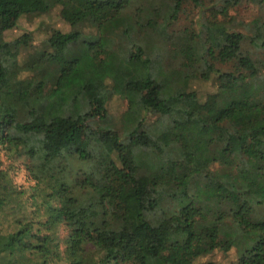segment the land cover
I'll use <instances>...</instances> for the list:
<instances>
[{
	"label": "trees",
	"instance_id": "trees-1",
	"mask_svg": "<svg viewBox=\"0 0 264 264\" xmlns=\"http://www.w3.org/2000/svg\"><path fill=\"white\" fill-rule=\"evenodd\" d=\"M134 1L0 0V147L26 156L40 197V222L15 214L8 232L0 197V264H264V56L251 51L264 55V21L229 28L244 0H223L198 32L169 31L186 0ZM53 9L103 34L131 9L139 31L84 40L68 58L82 31L57 30L21 62L30 36L4 32ZM211 78L201 101L189 85ZM114 94L127 100L126 135L98 122ZM59 225L62 242L46 230Z\"/></svg>",
	"mask_w": 264,
	"mask_h": 264
},
{
	"label": "rangeland",
	"instance_id": "rangeland-1",
	"mask_svg": "<svg viewBox=\"0 0 264 264\" xmlns=\"http://www.w3.org/2000/svg\"><path fill=\"white\" fill-rule=\"evenodd\" d=\"M139 0L134 1V5L131 7L134 8L135 4ZM154 2H161L165 0H153ZM202 6H197L192 0H186L183 4V8L179 13V16L176 21L169 27V31H181V32H191L201 30L202 23H205L207 18L211 15V11L215 8L220 7L223 4V0H202ZM260 1V0H259ZM136 2V3H135ZM130 7V8H131ZM215 7V8H214ZM229 17L228 22L226 23L229 28L242 29L247 33H250V28L252 26L251 22L255 18H260L261 21H264V1L252 2L249 0H244L242 3L233 5L229 7L228 10ZM219 18H222V14L218 15ZM145 17L142 19L144 20ZM127 26H135L134 31H139V25H136V18L133 16L132 10L129 9L128 13L124 15L123 21L113 30L99 31L92 24L85 26H77L72 28L71 25L61 19L57 15L56 9L42 14V15H26L22 17L18 23V26L14 29L4 32V37L7 41H11L17 37L29 35L30 41L29 45L23 47L22 53L20 56V61H26L29 57L40 51L48 50L47 40L50 35L57 31L68 32L73 29H78L82 31V36L77 41L72 42L69 46L70 52L68 58L77 56L81 53V47L84 40L94 41L104 36V38L109 39L118 32H121ZM138 38H143L146 43V38L148 37L147 31H140ZM151 36L156 37L150 33ZM225 35L220 33L215 39V43L218 44L223 41ZM117 46L124 44L121 38L114 36ZM153 42H156L158 46H162L161 42L150 39ZM52 50V49H51ZM163 50V49H159ZM251 50V49H250ZM258 57H263L255 51L251 50ZM169 59L165 58V62ZM171 63V62H169ZM217 66L222 69L230 68L229 64H222L216 62ZM191 89L197 90L201 101H204L207 95L216 90L215 78L210 80L204 79H193L189 85ZM109 114L108 117L104 120H99V125L101 126H110L115 129L122 131L123 127V115L127 109V100L124 99L121 95L114 94L110 97L108 101ZM148 121L150 124H154V121L159 118V114L154 110L148 111ZM243 121L245 124H250L256 118L253 113H243ZM122 135H126L122 131ZM74 169L79 166L77 160L71 162ZM28 159L22 154L19 150L15 152H7L4 148L0 147V187H6L0 191V197L4 199V208L1 213L2 215V227H4V232L10 231V225H14L15 214L18 216H24L25 219H35V221L40 222V219L35 215L33 203L38 201L39 195L33 199L34 193L36 190H33L32 187L35 185L36 181L32 177L31 173L27 168ZM54 204L56 201L54 200ZM42 218V216H41ZM9 227V228H8ZM8 228V229H7ZM50 234H54L55 240L62 242V237L65 235L66 231L64 226L51 227L46 229ZM52 234V235H53ZM38 258H34L31 261H27V264H40ZM215 259H220L223 262H228L232 258V254H216Z\"/></svg>",
	"mask_w": 264,
	"mask_h": 264
}]
</instances>
